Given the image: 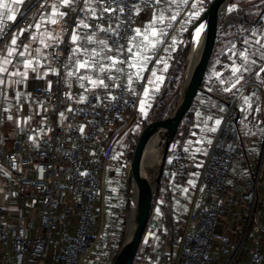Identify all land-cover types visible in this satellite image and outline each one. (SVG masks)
<instances>
[{
	"label": "crops",
	"instance_id": "crops-1",
	"mask_svg": "<svg viewBox=\"0 0 264 264\" xmlns=\"http://www.w3.org/2000/svg\"><path fill=\"white\" fill-rule=\"evenodd\" d=\"M196 1L161 0L144 25L138 27L143 31L150 23H154L158 35L150 36L152 43L148 44L142 35L135 34L133 36L135 39L132 38L135 55L129 61L123 60L121 52L107 42L106 46L101 45L99 41L104 40L103 38L90 32H80L81 39L77 44H73L69 63L65 68L69 87L83 85L87 93L102 96L107 94L106 87L99 84L94 86L90 80H103L104 85L107 86L111 76L117 75L119 78L127 77L131 87H134L137 80L148 70L141 96L145 98L144 105L148 115H151V110L153 115H156L163 108L162 99L165 93L168 95L167 99L177 92L180 95L181 81H176L173 84L174 88H170V78L180 65L184 69L183 55L187 51L185 40L190 28L187 4ZM234 1L233 4L236 5L241 2L244 9L229 12L224 16L235 25L231 23L229 28H225L224 18L217 24L214 48L204 75L202 90L196 95L191 108L179 125L174 141L170 144L160 175L158 191L154 192L146 229L133 264H182L179 259L182 236L186 230H195V222L190 220V213L198 203L211 204L220 198L217 193L211 196L205 193L200 176L231 103L237 104L246 121L241 127L244 142L242 154L230 171L228 186L234 188L236 192H241L243 183L251 178L258 167L257 158L261 150L259 137L264 133V100H259L264 98V72L260 71L264 68V48L257 45L255 40L264 38V0ZM8 2L11 3V0ZM55 2L56 0H45L41 8L32 14V23L29 27L16 25L8 31L4 39H1L4 25L3 32L0 33V49H2L0 66L7 70L0 73V80L3 81L0 83L2 143L6 150L17 148L26 142L32 147L40 146L42 140L51 136L53 125L63 124L65 120V111L56 112L47 100L34 91L35 85L41 80L45 82L49 80L53 58L57 52V40L49 39L46 35L47 33L58 37L61 35V20L55 25L47 22L51 11L50 5ZM92 6L96 7V5ZM83 9H86L85 5ZM61 10L65 11V8ZM239 10L241 12H238ZM18 14L19 12L17 16ZM161 15L163 19L159 20ZM172 16L176 17L175 20L171 19ZM37 23L41 24L39 30L34 27ZM21 29L25 31L18 36V44L20 42L27 44L29 53H25L24 56L14 54L9 58L11 63L4 65L6 46H11L12 37ZM161 32L163 35H159ZM89 35L93 37L92 41L87 39ZM41 39L44 43H41ZM245 40L248 41L247 44ZM45 44L48 46L45 47ZM77 47H80L81 51L73 54V50ZM36 49L40 51L37 53ZM22 50L18 48L17 53ZM241 52L247 55V64L240 56ZM26 59L32 61L36 71L24 67ZM76 60H89L91 67L76 71ZM234 66L241 67V72L236 75H241L242 79L235 88H232L236 78L231 71ZM243 66H247L248 71H243ZM69 71H73L74 75L68 76ZM25 72L26 76L20 75ZM153 72L156 73L155 76L152 75ZM81 76L90 79H80ZM228 88H231V91L225 90ZM145 89H148L147 95ZM242 89H244L243 94L237 98ZM245 97H249V104H245ZM150 103L154 104L151 108ZM170 103H167L168 107L163 117L166 116ZM217 120L220 121L219 125L215 123ZM213 127L217 130L209 131ZM120 147L122 148V145ZM98 150V145L92 144L91 155L96 161H99ZM160 158L161 156L155 159L156 175ZM18 179L19 175L12 173L5 164L0 163V228L28 223L39 225L41 206L35 208L30 206L29 198L19 189ZM189 181L193 183L190 184ZM103 186L102 199L95 208L97 225L92 228L96 236L92 250L106 230L104 225L108 208L104 176ZM247 216L241 205L226 208L216 225L217 234H224L232 241L244 239L243 250L232 264H252V253L264 249V171L260 177L256 204L249 224ZM74 223L75 217L71 218L72 231ZM129 223L130 217L128 227ZM119 245L120 242L117 246ZM91 251L82 259L81 264L90 262ZM213 255L215 259L210 264H228L229 255L221 254L215 248ZM0 264H13L11 247H4L2 243H0ZM45 264L53 263L46 260Z\"/></svg>",
	"mask_w": 264,
	"mask_h": 264
},
{
	"label": "built area",
	"instance_id": "built-area-1",
	"mask_svg": "<svg viewBox=\"0 0 264 264\" xmlns=\"http://www.w3.org/2000/svg\"><path fill=\"white\" fill-rule=\"evenodd\" d=\"M44 1L27 0L14 22L6 20L1 39L16 25L29 27L32 14L41 8ZM132 2L126 0L129 5ZM135 2L141 8L138 15L128 10L123 14L104 13L102 20H94L89 13L81 11L83 0L75 5L76 11L65 8L70 14L60 21L61 35L57 40L51 76L47 82L41 80L34 87L35 93L47 100L52 109L65 111V120L63 124L53 125L51 136L42 140L40 146L32 147L26 142L6 150L2 143L0 117V163L19 175V189L29 198L30 206L35 208L40 205L42 209L38 226L28 223L0 228V243L11 247L13 264H45L46 260L53 264H81L94 244L96 236L92 228L97 225L95 208L104 193V169L115 146L139 122L138 101L148 70L134 87H131L127 77L112 75L106 86L107 94L102 96L87 93L81 85L69 87L65 68L73 47L70 34L78 17L90 25L111 27L118 36L93 27L78 31L103 38L121 52L123 60L129 61L135 55L132 42L136 34L134 29L143 26L151 12L159 6L154 0ZM112 6L116 7V4ZM97 14H100L99 9ZM243 92L244 89L237 98ZM82 96L85 97L83 101ZM245 121L246 117L237 104L231 103L200 176L205 193L208 196L217 193L220 198L211 204L200 202L190 213L195 230H186L182 236L179 251L182 264H210L215 259L214 248L221 254L229 255L228 264H232L243 250L244 239L232 241L224 234H217L215 229L223 211L237 205L243 206L247 212L248 224L252 220L258 185L264 171V133L259 137L258 167L243 183L241 192H236L227 184L230 171L242 154L241 127ZM92 144L98 145L99 161L91 155ZM52 247L55 250L51 253ZM263 261L264 249L252 253V264H263Z\"/></svg>",
	"mask_w": 264,
	"mask_h": 264
},
{
	"label": "water",
	"instance_id": "water-1",
	"mask_svg": "<svg viewBox=\"0 0 264 264\" xmlns=\"http://www.w3.org/2000/svg\"><path fill=\"white\" fill-rule=\"evenodd\" d=\"M234 0H211L203 13L189 28L185 48L189 49V42L195 30L204 25V34L200 49L193 65L188 69L184 62L183 81L178 101L172 111L156 123L148 125L141 133L133 152L132 160L127 167L128 199H135V217L131 232H127L124 241L111 264H133L139 244L146 229L150 214L154 192L158 191L160 175L166 160L170 144L178 132L183 118L192 106V103L202 90V82L214 48L218 22L229 13L228 8ZM264 11V7H263ZM158 140L162 151L161 162L155 185L149 180L146 171V155L149 145Z\"/></svg>",
	"mask_w": 264,
	"mask_h": 264
},
{
	"label": "snow or ice",
	"instance_id": "snow-or-ice-1",
	"mask_svg": "<svg viewBox=\"0 0 264 264\" xmlns=\"http://www.w3.org/2000/svg\"><path fill=\"white\" fill-rule=\"evenodd\" d=\"M80 2V0H56L55 3H52L50 5V13L47 17V22L55 25L59 22V20H62L64 17L68 16L70 13L67 11H62L61 8H66L69 9L70 11H76L75 5ZM154 2L156 4H159L161 2V0H154ZM186 2V0H185ZM27 3V0H11V3L8 2V0H0V33L3 32V26L5 25V20L7 21H12L14 22L17 18V13L21 11V6L25 5ZM84 5L86 6V9H81V11H86L87 13H90L91 18H93L94 20H102L104 18L103 14L104 13H111V14H116V13H125L126 10L138 15L141 11V8L139 6V4H137L135 2V0H133V2L129 5L126 3V0H83ZM116 4V7H113L112 5ZM92 5H96V7H93ZM197 4H193V8H196ZM97 8H99L100 10V14H97ZM236 10L235 6L229 7L228 11L232 12ZM23 15V14H22ZM192 16L194 17H198L199 16V11H196L192 14ZM59 18V19H58ZM111 18V17H109ZM175 16H172L171 19L175 20ZM78 22L75 24V26L72 29V32L70 34L71 37V42L73 44H77V42L81 39V36L79 35V29L83 28V29H88L90 27L93 28H99L100 31L103 32H111L114 35L118 36V33L115 32L114 29H112L111 27L109 28H103L100 27L98 24L97 25H90L88 23L85 22L84 19L82 18H77ZM159 20L163 19V16L161 15L159 18ZM34 27L39 30L41 27L40 23H37L34 25ZM204 25L201 24L195 31H196V36L197 38L200 35L201 30L203 29ZM25 30L21 29L20 32H18L15 36L12 37L11 41H10V45L11 46H6L7 48V53L6 56L3 57V64L7 65L11 63V60L9 59L10 57H12L14 54H18L20 56H24L25 53H29V46L27 44H24L23 42H20L18 44V36L21 35ZM136 36H143L144 41H147L148 44L152 43V40L150 39L151 37H156L158 35L157 29L155 27L154 23H150L149 26L147 28H145L143 31L140 28H136L134 29ZM48 36L49 39H56L59 40L58 36H54L52 33H47L46 34ZM159 35H163V33H159ZM253 35H255V33H253ZM32 39H36V37H32ZM87 39L89 41L93 40V37L91 35L87 36ZM135 39V37H133V40ZM41 43H44V40L41 39ZM99 43L101 45H105L106 46V41L104 40H100ZM248 41L245 40V44H247ZM255 43L257 45H260L262 48H264V38L262 39H257L255 40ZM173 44H175V41H173ZM48 45L45 44V47H47ZM18 48H22V51H19L17 53V49ZM2 50V49H0ZM40 50L36 49V52L38 53ZM81 51L80 47H77L73 50V54L79 53ZM129 52L132 51L131 48L128 49ZM240 56L244 58L245 64H247V60L248 57L244 52L240 53ZM253 63H255V61H253ZM24 67L26 69H31L32 71H36V68L33 67L32 61L30 59H26L24 61ZM91 67L89 60H76L75 61V70L79 71L80 69H87ZM167 67V65L165 64V68ZM7 71L3 66H0V73ZM101 71H103V68H101ZM232 73L234 74V76H236L234 83H232V88H235L237 84L240 83V80L242 79L241 75H236L238 73L241 72V67H233L231 69ZM243 71H248L247 66H243ZM261 72H264V68L260 69ZM15 74V73H14ZM20 75L26 76L27 73H20ZM74 72L73 71H69L68 72V76H73ZM153 76L156 75L155 72L152 73ZM217 75H219L217 73ZM80 79H90L89 77H79ZM90 82L95 86L97 84L101 85V86H105L104 85V81L103 80H90ZM223 82V81H222ZM0 83H3L2 80H0ZM81 87H83V85H81ZM226 91H231V88L225 89ZM148 94V89H145V95ZM85 99V97H81V101H83ZM245 104H249V97H245ZM143 111V108L141 109ZM61 115H63V113H61ZM9 119H11V117H9ZM216 125L220 124V121L217 120ZM217 129L215 127L209 129V131L211 132H215ZM209 143H211V141H208ZM171 162V161H169ZM189 183H193L192 181H189ZM185 191H187V189H185Z\"/></svg>",
	"mask_w": 264,
	"mask_h": 264
},
{
	"label": "rangeland",
	"instance_id": "rangeland-1",
	"mask_svg": "<svg viewBox=\"0 0 264 264\" xmlns=\"http://www.w3.org/2000/svg\"><path fill=\"white\" fill-rule=\"evenodd\" d=\"M239 1H245V0H239ZM233 2L235 3V1ZM209 3L210 1L207 0L205 2L204 0H199V1L197 0L196 3L192 2L190 4H187L189 10L188 19H189L190 27L195 22V20L199 18V16L203 13V11L207 8V5ZM193 4H197V7L193 8ZM237 5L238 6L236 7V10L244 9L243 4H241V2L238 3ZM196 11H199V16L198 17L192 16V14ZM186 48L187 51L183 56L184 62L186 61V57L188 56V50H189L188 47ZM178 96L179 95L177 92V94L173 95V97L168 99V103L170 102L171 103L167 111V114H169L176 105L177 98H179ZM144 101L145 98L141 96L138 101V108L140 110L138 124L125 134L119 145L115 146V149L112 151L113 152L112 156L110 157L109 162H107L106 167L104 169V180L107 191L105 192V198H107L106 204L108 208L107 215L105 216L106 224L104 225L106 230L101 236L99 243L93 248V250L91 248L92 251L90 250L91 251L90 256L92 259L90 260V262H85L84 264H108V263L111 264L115 259V256L117 255L126 236L127 227H128V218H129V208L131 204V201L128 199L127 176H126L127 167L132 160L134 149L136 147V144L139 140L142 131L148 125L152 123H156L161 119L158 116L154 117L152 110H151V115H148L146 111V107L144 105ZM153 103H150L152 104L150 108L153 107L154 105ZM142 108L143 111L141 110ZM121 145L122 148L120 147ZM157 156L158 154L155 156L154 159H156ZM157 176L158 173L155 176V178L152 180L153 185H155ZM118 242H120L119 246H117ZM54 250L55 249L52 247L51 253Z\"/></svg>",
	"mask_w": 264,
	"mask_h": 264
},
{
	"label": "bare ground",
	"instance_id": "bare-ground-1",
	"mask_svg": "<svg viewBox=\"0 0 264 264\" xmlns=\"http://www.w3.org/2000/svg\"><path fill=\"white\" fill-rule=\"evenodd\" d=\"M232 6H235V8L237 7L236 4H232L229 7H232ZM203 34H204V27L201 30L199 37L197 38L196 31H195V33L193 34V36L189 42L188 58H187V62H186L188 69L191 68L195 58L197 57V55L199 53L200 44H201V41L203 38ZM159 153L161 156L162 151L158 146V140H154L149 145L148 150H147L146 162H145L147 173L151 168V165H152V162H153L155 156ZM160 162H161V158H160ZM131 200H132V202H131L130 208H129L130 223H129V227H128V231H127L128 233L131 232V230L133 228L134 217H135V199H134V197Z\"/></svg>",
	"mask_w": 264,
	"mask_h": 264
},
{
	"label": "trees",
	"instance_id": "trees-1",
	"mask_svg": "<svg viewBox=\"0 0 264 264\" xmlns=\"http://www.w3.org/2000/svg\"><path fill=\"white\" fill-rule=\"evenodd\" d=\"M211 2V1H210ZM210 4V3H209ZM208 4V5H209ZM207 5V6H208ZM238 12H241L240 10ZM224 18V19H223ZM222 19L224 20V27L225 28H228L230 26V24L232 23L233 25H235V23L233 21H231L229 18H226V17H223ZM184 56V55H183ZM183 67L180 65L179 68L177 67L176 70H174V72L172 73V76L170 78V82H171V85H170V88H174V83H176V81H181V86H182V81H183ZM176 87V86H175ZM178 89V87H177ZM164 98L162 99V103H164L163 105V108L161 111H159V115L158 113L156 115H153L154 117L155 116H158L159 118H162L163 115H164V112L166 111V108L168 107L167 106V103H168V95L167 93H165L164 95ZM179 97V96H178ZM177 101H178V98H177ZM160 157V153L158 154L157 158ZM156 170H157V164H156V160L154 159L153 161V165L151 167V169L148 171L147 175H148V178L149 180L152 182V180L155 178L156 176Z\"/></svg>",
	"mask_w": 264,
	"mask_h": 264
}]
</instances>
